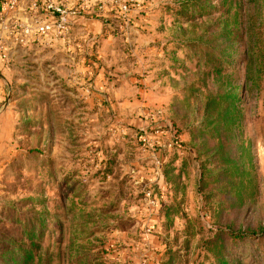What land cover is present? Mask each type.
Listing matches in <instances>:
<instances>
[{
    "label": "rangeland",
    "instance_id": "1",
    "mask_svg": "<svg viewBox=\"0 0 264 264\" xmlns=\"http://www.w3.org/2000/svg\"><path fill=\"white\" fill-rule=\"evenodd\" d=\"M98 4L90 79L0 61V264H264V0Z\"/></svg>",
    "mask_w": 264,
    "mask_h": 264
},
{
    "label": "crops",
    "instance_id": "2",
    "mask_svg": "<svg viewBox=\"0 0 264 264\" xmlns=\"http://www.w3.org/2000/svg\"><path fill=\"white\" fill-rule=\"evenodd\" d=\"M41 1L45 2V0ZM53 1L63 5V7H68V9H74L71 11L72 15L68 19L71 34L64 40H54L52 37H41L37 34V26L41 23L51 22L52 19L50 18V14L43 9H38L37 11L33 9L32 6L35 0H17L16 5L13 7H9L7 3L5 4L0 0V20H4L5 25L9 29L8 35L3 34L2 36L0 33V48L3 51L0 55V61L5 64L4 61L7 58L14 59L11 74L17 75L14 72V68L17 60L21 59L18 56L23 58L24 63L36 60V64H40L45 75L49 77L47 81H50L52 84L56 83L59 86H61L63 81L75 82L76 84L80 82L82 77L90 79L91 73L95 71L90 63L91 58L94 56L92 53L93 44L91 42L96 40L92 32H98V29L102 32L105 20H95L89 17V14L101 13L102 18V14L105 13L104 10H101L98 2L100 3L103 0ZM79 29L81 30L80 33L84 32V34L80 35ZM24 31H28L29 34H24ZM7 46L12 47L8 52L6 50ZM22 48L25 51H21ZM25 65L28 67V64ZM13 78L18 77L13 76ZM157 147L158 156L161 152H165L162 150V146H158L157 144ZM162 162H164L163 157L160 163L162 164ZM177 165L178 162L173 164L174 170H172L176 174L180 171ZM178 177L180 178V176ZM179 181L187 184L185 177H182ZM165 183L168 188L164 187V189H167L166 194L171 193L170 187L172 185L168 183V176L165 178ZM160 207L161 204L159 203L158 208Z\"/></svg>",
    "mask_w": 264,
    "mask_h": 264
},
{
    "label": "built area",
    "instance_id": "3",
    "mask_svg": "<svg viewBox=\"0 0 264 264\" xmlns=\"http://www.w3.org/2000/svg\"><path fill=\"white\" fill-rule=\"evenodd\" d=\"M17 0H9L7 5L9 7L15 6ZM33 9L37 11L38 9H43L50 14L51 22L41 23L37 26L36 32L41 37H52L54 40H64L68 35V19L72 15V12L67 11L62 5L54 2L53 0H45L42 7L37 4H33ZM24 34L28 35V31H24ZM142 142L146 143L145 138ZM150 197V194H147ZM150 203H154V201Z\"/></svg>",
    "mask_w": 264,
    "mask_h": 264
}]
</instances>
